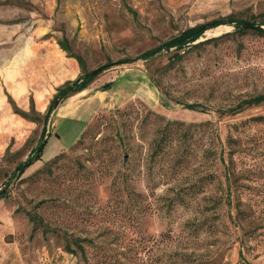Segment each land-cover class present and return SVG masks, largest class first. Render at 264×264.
Instances as JSON below:
<instances>
[{
	"label": "rangeland",
	"instance_id": "374dc122",
	"mask_svg": "<svg viewBox=\"0 0 264 264\" xmlns=\"http://www.w3.org/2000/svg\"><path fill=\"white\" fill-rule=\"evenodd\" d=\"M231 18L264 28V0H0V264H264V101L240 106L264 95V35L123 62ZM62 39L105 69L43 122L83 74Z\"/></svg>",
	"mask_w": 264,
	"mask_h": 264
},
{
	"label": "trees",
	"instance_id": "16d2710c",
	"mask_svg": "<svg viewBox=\"0 0 264 264\" xmlns=\"http://www.w3.org/2000/svg\"><path fill=\"white\" fill-rule=\"evenodd\" d=\"M222 24H229L233 25L237 30L244 31L246 29H253L258 34L264 35V28L261 27L262 24H256L253 21H246L239 18H231V19H214L208 23L200 24V25H193L190 27H187L181 31H179L176 35L168 38L167 40L161 42L157 46L150 48L148 50H145L141 54H139L137 57L128 58L123 62H131L137 59H148L156 55L157 53H160L161 51H169L174 50L172 56L180 57V50L185 49L186 47L194 46L197 43H194L197 41L205 30L209 28H214ZM59 44L62 49L66 50L69 53V56H72L77 61L79 67L81 68L83 74L76 77L73 80H67L62 85H60L56 89V93L54 94L53 98L49 102L47 109L43 115V122H45L53 110L54 101L57 98L65 99L70 95L76 94L78 92L83 91L85 88L88 87L89 83L97 76V74H94L93 76H90L91 71H86L85 68V61L80 55H75L71 53V50L67 44V41L65 39H62L59 41ZM264 101V95H257L254 97H251L249 99H245L240 103V106L242 104L244 105H252V104H258L260 102ZM189 108H193L192 105H187ZM18 112V111H16ZM22 115H25L26 113L23 111L19 112ZM45 134L42 133L39 141L35 145V147L32 149L29 156L25 159L20 161L16 164L13 171L11 172L9 178L12 180H18L24 171L32 165L36 160L40 159L42 148L46 142ZM60 154L54 155L52 158H50L47 162H55ZM8 196V191L5 188H0V199H4ZM66 250L74 253V250L71 249V247L67 244ZM75 246L79 248L80 253L83 255L85 254V250L83 245L80 243V241L75 242ZM85 258V257H84Z\"/></svg>",
	"mask_w": 264,
	"mask_h": 264
},
{
	"label": "water",
	"instance_id": "95a60500",
	"mask_svg": "<svg viewBox=\"0 0 264 264\" xmlns=\"http://www.w3.org/2000/svg\"><path fill=\"white\" fill-rule=\"evenodd\" d=\"M105 67L104 66H100V67H97L95 69H93L90 73V76H93L94 74H97V73H100L102 70H104ZM62 101V98H57L55 99L54 101V105H53V109L57 107V105Z\"/></svg>",
	"mask_w": 264,
	"mask_h": 264
},
{
	"label": "crops",
	"instance_id": "0c3cea01",
	"mask_svg": "<svg viewBox=\"0 0 264 264\" xmlns=\"http://www.w3.org/2000/svg\"><path fill=\"white\" fill-rule=\"evenodd\" d=\"M86 89H87V88H85L84 90H86ZM84 90H83V91H84ZM81 92H82V91H81ZM78 93H80V92H78ZM76 94H77V93H76ZM73 95H75V94H73Z\"/></svg>",
	"mask_w": 264,
	"mask_h": 264
}]
</instances>
